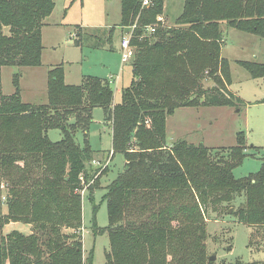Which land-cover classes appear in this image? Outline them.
Returning <instances> with one entry per match:
<instances>
[{"label": "trees", "instance_id": "obj_1", "mask_svg": "<svg viewBox=\"0 0 264 264\" xmlns=\"http://www.w3.org/2000/svg\"><path fill=\"white\" fill-rule=\"evenodd\" d=\"M162 3L141 7V0H121V31L134 23L136 28L127 62L131 78L118 103L108 78L66 84L61 66L48 72L45 105L22 102L16 77L14 94L3 95L0 87V178L8 185L0 226L11 220L31 225L28 235L1 236L0 264H92V249L82 256L79 176L91 179L98 170L92 160L104 161L110 152L123 156V170L106 185L108 225L93 227L107 233V264H213L206 215L219 206L231 209L228 204L251 228L249 245L264 247L263 173L232 174L245 156L244 133H237L233 146L209 148L168 142L166 130L167 117L179 107L243 105L228 87L220 22L264 38V0H184L172 26L158 23L147 34L144 26L157 22ZM52 8L53 0H0V71L40 64L41 26ZM113 34L111 27L107 42ZM242 63L252 77H264V64ZM95 106L110 123L107 152L92 149L86 137ZM53 128L62 133L58 141L48 139ZM78 131L85 136L82 145Z\"/></svg>", "mask_w": 264, "mask_h": 264}, {"label": "rangeland", "instance_id": "obj_2", "mask_svg": "<svg viewBox=\"0 0 264 264\" xmlns=\"http://www.w3.org/2000/svg\"><path fill=\"white\" fill-rule=\"evenodd\" d=\"M184 0H163L160 21L164 26H172L180 14ZM121 21V0H53L50 14L43 20L40 32L42 50L40 64L34 66L5 65L0 71V87L3 95L16 92L20 100L35 106L48 101V72L62 67L66 84H80L83 78H118L117 88L110 84L113 103L121 98V89L131 78L130 64L122 62L120 40L123 32ZM113 27L111 42H107L108 30ZM223 35L221 56L227 62L229 89L243 102L238 108L229 106L179 107L167 117V141L185 140L194 145L203 144L209 148L230 147L236 143V135L242 131L246 148L241 164L232 169L235 178L258 172L264 177V77H252L242 62L264 64V38L256 34L228 26L220 22ZM4 32H7L6 28ZM100 47H94L103 42ZM204 84L211 85L209 78ZM104 110L100 106L92 109L87 139L92 149L107 152L111 148V127L105 121ZM48 139L58 141L62 137L59 129L47 130ZM84 133H76L77 142L82 145ZM99 160V157H95ZM124 159L120 153L111 156L108 166L100 172L94 182L92 193L87 187L81 194L82 256L92 249V264H107L105 253L109 249L106 232L94 233L93 227L108 225V210L103 196L106 185L123 170ZM6 181L0 178V219L7 212L5 196ZM237 199L236 202H238ZM231 209L217 207L206 215V252L214 256L213 264H231L235 260L243 263L264 261V247L250 246V227L240 223ZM16 232L28 235L31 225L22 221H8L0 226V238ZM252 238L256 239V235Z\"/></svg>", "mask_w": 264, "mask_h": 264}, {"label": "built area", "instance_id": "obj_3", "mask_svg": "<svg viewBox=\"0 0 264 264\" xmlns=\"http://www.w3.org/2000/svg\"><path fill=\"white\" fill-rule=\"evenodd\" d=\"M151 3V0H141V7L142 6H148ZM163 18L160 16H157V22L154 24H148L144 26V30L147 34H152L155 31L156 26L158 25V23L162 26L164 25L162 22ZM136 28V23L132 24L131 26H129L127 28V30L125 31V33L123 34V36H121V40H120V51H121V56H122V62L123 63H127L130 58L133 55V51H134V47L131 45L130 43V39L133 33V30ZM108 81L110 84H114L115 88H117V84H118V78H114V77H108ZM111 155L112 152L109 153L108 158H106L104 161H100L98 159H93L91 164L94 167H98L97 172L92 176L91 179H89L87 182H85L83 175L81 174L79 176V179L81 181L82 189L81 191L83 192L88 185H90L91 183L94 182V180L98 177V175L100 174V172L106 168L110 162L111 159Z\"/></svg>", "mask_w": 264, "mask_h": 264}, {"label": "water", "instance_id": "obj_4", "mask_svg": "<svg viewBox=\"0 0 264 264\" xmlns=\"http://www.w3.org/2000/svg\"><path fill=\"white\" fill-rule=\"evenodd\" d=\"M210 259H211V260L214 259V256H210Z\"/></svg>", "mask_w": 264, "mask_h": 264}]
</instances>
